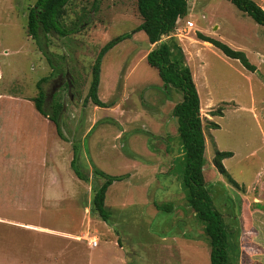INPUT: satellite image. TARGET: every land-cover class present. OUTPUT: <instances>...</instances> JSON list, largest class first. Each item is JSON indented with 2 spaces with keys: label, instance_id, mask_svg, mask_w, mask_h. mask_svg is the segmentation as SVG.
<instances>
[{
  "label": "rangeland",
  "instance_id": "1",
  "mask_svg": "<svg viewBox=\"0 0 264 264\" xmlns=\"http://www.w3.org/2000/svg\"><path fill=\"white\" fill-rule=\"evenodd\" d=\"M33 3L0 0V264H209L203 225L180 187L181 94L147 63L154 44L137 30L135 2L69 0L66 33L49 34L44 48L27 35ZM199 29L242 51L253 69L203 43ZM174 37L199 95L206 187L238 230L239 263L264 264V27L228 0H188ZM117 38L100 58L97 95L108 106H96L87 97L92 68ZM40 80L50 104L63 105L60 132L34 107ZM217 151L231 153L226 172L214 164ZM74 152L88 181L72 170ZM94 169L119 177L106 191V221L90 210L104 181Z\"/></svg>",
  "mask_w": 264,
  "mask_h": 264
},
{
  "label": "trees",
  "instance_id": "2",
  "mask_svg": "<svg viewBox=\"0 0 264 264\" xmlns=\"http://www.w3.org/2000/svg\"><path fill=\"white\" fill-rule=\"evenodd\" d=\"M69 0H34L27 12V35L35 40L41 48L48 44L49 34H65L62 18L65 14V6ZM141 17V23L137 30H142L147 36L149 44H154L146 54L147 63L157 69L158 75L164 83V88H173L181 94V99L173 107V115L176 122L177 142L180 155L179 160L183 164V176L180 187L185 193L186 207L195 212L196 219L203 225V231L209 246V264H240V247L238 230L224 223L222 214L213 204L210 192L206 187L203 177V152L205 137L200 116V100L189 66L184 62L183 52L174 37V31L179 19L188 13V0H133ZM239 10L250 15L255 22L264 27V9L255 0H228ZM196 36L202 41L211 43L219 48L227 56L237 58L248 68L253 66L247 61L245 54L235 50L226 43L214 37L197 32ZM113 39L106 44L97 57L93 68L92 78L87 97L96 106L105 107L108 103L100 100L97 95L100 78V58L104 51L115 41ZM160 41V45L157 42ZM44 81V79H42ZM40 91L33 98L35 109L41 114L54 120L57 124L63 105L54 101L48 107L51 113L44 108L46 93L41 88V80L38 82ZM216 127L217 124L210 122ZM75 153V152H74ZM231 155L227 151H217L214 156V164L220 172H226L222 159ZM76 153L70 161L75 175L88 181V177L76 166ZM93 175H101L103 183L92 191L90 210L103 221L108 220L109 210L105 205V197L108 186L119 179L118 176L107 175L94 169ZM162 208L171 209L170 203ZM258 249L261 248L258 247ZM255 263V261H253Z\"/></svg>",
  "mask_w": 264,
  "mask_h": 264
},
{
  "label": "crops",
  "instance_id": "3",
  "mask_svg": "<svg viewBox=\"0 0 264 264\" xmlns=\"http://www.w3.org/2000/svg\"><path fill=\"white\" fill-rule=\"evenodd\" d=\"M263 8H264V7H263ZM199 30H200L199 32H201V33H203V34H205V35H210V34L206 33L205 30H203V29H199ZM0 219H1V218H0ZM2 219H3V218H2ZM5 221L8 222L7 224H10V222H12V221L5 220V219H4L3 222H5ZM12 223H13V225H14V224H15V225H19V226H20V225H23V223H17V222H16V223L12 222ZM19 226H18V227H19ZM38 227H40V226H38ZM40 228H41V227H40ZM43 228H44V227H43ZM22 231H23V230H22ZM259 234H260V232L258 231V234H256V236L253 237L252 240L255 241L257 238H259ZM96 247H97V246H96ZM261 251H262V252L264 251V247H263V248L261 247ZM263 253H264V252H263ZM263 253H262V255H263ZM257 256H258V255H257Z\"/></svg>",
  "mask_w": 264,
  "mask_h": 264
},
{
  "label": "built area",
  "instance_id": "4",
  "mask_svg": "<svg viewBox=\"0 0 264 264\" xmlns=\"http://www.w3.org/2000/svg\"><path fill=\"white\" fill-rule=\"evenodd\" d=\"M88 243H89V245L91 246V247H96L97 246V244H98V240H97V238L96 237H90V238H88Z\"/></svg>",
  "mask_w": 264,
  "mask_h": 264
},
{
  "label": "flooded vegetation",
  "instance_id": "5",
  "mask_svg": "<svg viewBox=\"0 0 264 264\" xmlns=\"http://www.w3.org/2000/svg\"><path fill=\"white\" fill-rule=\"evenodd\" d=\"M61 78H62V76H60ZM66 77V81H65V83H66V85H67V87H68V83H70V80H69V77H68V75H66L65 76ZM69 89V88H68ZM50 95H48V94H46V101H47V105H50Z\"/></svg>",
  "mask_w": 264,
  "mask_h": 264
},
{
  "label": "bare ground",
  "instance_id": "6",
  "mask_svg": "<svg viewBox=\"0 0 264 264\" xmlns=\"http://www.w3.org/2000/svg\"><path fill=\"white\" fill-rule=\"evenodd\" d=\"M203 43H205V44H207V45H208V44L210 45V43H208V42H206V41H204Z\"/></svg>",
  "mask_w": 264,
  "mask_h": 264
},
{
  "label": "water",
  "instance_id": "7",
  "mask_svg": "<svg viewBox=\"0 0 264 264\" xmlns=\"http://www.w3.org/2000/svg\"><path fill=\"white\" fill-rule=\"evenodd\" d=\"M157 44L160 45V41H158Z\"/></svg>",
  "mask_w": 264,
  "mask_h": 264
}]
</instances>
